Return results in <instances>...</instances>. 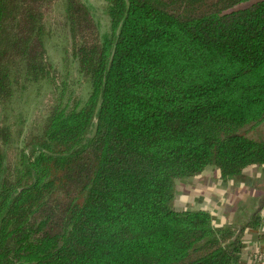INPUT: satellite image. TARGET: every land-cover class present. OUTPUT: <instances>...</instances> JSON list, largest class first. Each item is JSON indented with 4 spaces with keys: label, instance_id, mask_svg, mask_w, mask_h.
<instances>
[{
    "label": "trees",
    "instance_id": "16d2710c",
    "mask_svg": "<svg viewBox=\"0 0 264 264\" xmlns=\"http://www.w3.org/2000/svg\"><path fill=\"white\" fill-rule=\"evenodd\" d=\"M103 1L104 32L64 0L82 99L45 44L53 0H0V111L30 82L59 90L14 160L0 120V264H238L264 195L218 225L177 187L264 169V0Z\"/></svg>",
    "mask_w": 264,
    "mask_h": 264
},
{
    "label": "rangeland",
    "instance_id": "374dc122",
    "mask_svg": "<svg viewBox=\"0 0 264 264\" xmlns=\"http://www.w3.org/2000/svg\"><path fill=\"white\" fill-rule=\"evenodd\" d=\"M100 22L101 30L108 29L109 18L104 13L103 0H86ZM48 33L45 44L54 67L58 71L57 82L66 80L69 91L85 99L89 93L88 83L82 81L77 72V63L69 51V39L64 17V0H53L46 19ZM59 94L51 81L30 82L25 89H18L11 102L0 111V120L10 125L13 140L7 148L10 160H14L24 135L41 121ZM264 139V124L258 132L252 133ZM207 170V172H206ZM201 178H185L177 187L176 206L178 209H210L218 225L228 222L230 214L236 209L240 217H246L255 207L264 186V169H248L241 178L222 180L217 168L209 166ZM254 185L255 187H251ZM232 215V214H231ZM223 218V220H222ZM231 218V217H230ZM230 220V219H229Z\"/></svg>",
    "mask_w": 264,
    "mask_h": 264
},
{
    "label": "crops",
    "instance_id": "0c3cea01",
    "mask_svg": "<svg viewBox=\"0 0 264 264\" xmlns=\"http://www.w3.org/2000/svg\"><path fill=\"white\" fill-rule=\"evenodd\" d=\"M207 172V170H206ZM206 172L204 171L200 176H197L195 178H201L202 176L206 175ZM251 187H255L252 185ZM261 194L264 193V186H260ZM258 203H255V206ZM213 212V211H212ZM214 215V213H213ZM215 217V216H214ZM216 218V217H215ZM223 220V218H222ZM244 249L243 254L241 257V260L238 264H257V262L253 259V252L255 250H258L259 248H264V212H263V218H262V225L259 229H249L246 233V236L244 238Z\"/></svg>",
    "mask_w": 264,
    "mask_h": 264
},
{
    "label": "built area",
    "instance_id": "2783aa9c",
    "mask_svg": "<svg viewBox=\"0 0 264 264\" xmlns=\"http://www.w3.org/2000/svg\"><path fill=\"white\" fill-rule=\"evenodd\" d=\"M253 259L257 262V264H264V248H259L253 252Z\"/></svg>",
    "mask_w": 264,
    "mask_h": 264
}]
</instances>
